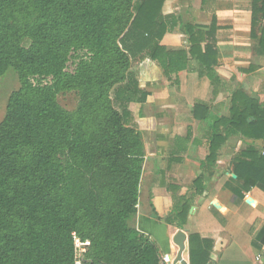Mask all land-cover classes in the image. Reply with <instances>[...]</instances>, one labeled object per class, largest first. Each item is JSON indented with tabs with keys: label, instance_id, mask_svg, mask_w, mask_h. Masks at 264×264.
<instances>
[{
	"label": "trees",
	"instance_id": "trees-1",
	"mask_svg": "<svg viewBox=\"0 0 264 264\" xmlns=\"http://www.w3.org/2000/svg\"><path fill=\"white\" fill-rule=\"evenodd\" d=\"M165 1L0 0V79L12 69L19 84L0 120V264H73V235L90 242L91 264H159V247L135 225L145 151L130 106L150 93L129 70L148 58L169 81L183 71L186 52L159 45L176 29L189 43H215V27L203 33L164 15ZM252 17L264 47V0H253ZM214 50L197 56L208 72ZM68 94L72 110L58 101ZM238 101L220 120L226 134L215 131L211 154L223 135L264 141V107ZM244 155L237 183L264 192V153ZM190 204L175 200L178 228ZM254 240L264 246V226ZM210 249L189 234V264H205Z\"/></svg>",
	"mask_w": 264,
	"mask_h": 264
},
{
	"label": "crops",
	"instance_id": "crops-1",
	"mask_svg": "<svg viewBox=\"0 0 264 264\" xmlns=\"http://www.w3.org/2000/svg\"><path fill=\"white\" fill-rule=\"evenodd\" d=\"M199 1L192 14L187 9L185 23L203 33L215 27V43H189L178 29L166 34L160 46L187 54L186 68L170 81L156 62L135 63L144 71L137 81L150 93L145 103L130 106L145 151L135 225L159 247L160 263L164 257L175 262L172 239L182 230L188 239L197 233L211 242L205 264H264V246L254 244L264 226V192L257 186L242 189L234 168L247 160V151L263 155L264 141L223 135L210 153L215 131L226 134L220 120L231 118L235 97L237 103L258 99L264 107L260 21L252 17L253 0ZM207 47L215 48L211 72L197 60ZM180 196L191 202L184 229L171 217ZM167 217L173 224L164 221ZM185 245L182 257L189 264L188 240Z\"/></svg>",
	"mask_w": 264,
	"mask_h": 264
},
{
	"label": "rangeland",
	"instance_id": "rangeland-1",
	"mask_svg": "<svg viewBox=\"0 0 264 264\" xmlns=\"http://www.w3.org/2000/svg\"><path fill=\"white\" fill-rule=\"evenodd\" d=\"M200 6L199 0H166L163 4L162 11H164V15L177 16L185 23L188 15L192 14L193 8ZM176 8L181 9L176 11ZM189 9L190 14L186 11ZM173 11V12H172ZM197 21V20H196ZM202 28V25H199ZM74 68L73 64L68 65V71H72ZM129 73L132 74L136 80L138 78L139 73L143 76L144 71L138 68V65L133 63L131 64ZM18 80L15 72L10 69L1 79H0V120L3 118L5 113V106L8 99L9 94L18 88ZM59 104L65 108L66 110H72L76 105V99L73 94H68L65 96L60 95L58 97ZM142 195V193H141ZM141 196L139 195V198ZM186 252H183V256Z\"/></svg>",
	"mask_w": 264,
	"mask_h": 264
},
{
	"label": "built area",
	"instance_id": "built-area-1",
	"mask_svg": "<svg viewBox=\"0 0 264 264\" xmlns=\"http://www.w3.org/2000/svg\"><path fill=\"white\" fill-rule=\"evenodd\" d=\"M73 246H74V263L73 264H91L86 258L85 255L88 252V249L90 247V242L89 241H82L75 235H73ZM261 259V256H257L255 258L256 261H259ZM159 264H179L174 263L169 260V258L164 257Z\"/></svg>",
	"mask_w": 264,
	"mask_h": 264
},
{
	"label": "water",
	"instance_id": "water-1",
	"mask_svg": "<svg viewBox=\"0 0 264 264\" xmlns=\"http://www.w3.org/2000/svg\"><path fill=\"white\" fill-rule=\"evenodd\" d=\"M186 233H187L186 231L178 230L177 233L175 234V236L172 239V242L178 248L177 256H176V259H175L174 263L178 262L179 264H188L182 257L183 252L186 249L185 243L188 240V237H187Z\"/></svg>",
	"mask_w": 264,
	"mask_h": 264
}]
</instances>
